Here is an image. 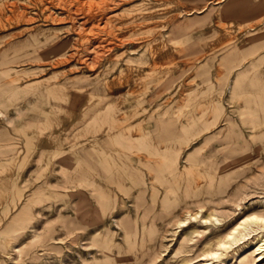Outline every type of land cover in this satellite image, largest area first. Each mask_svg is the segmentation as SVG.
Here are the masks:
<instances>
[{
	"label": "rangeland",
	"instance_id": "1",
	"mask_svg": "<svg viewBox=\"0 0 264 264\" xmlns=\"http://www.w3.org/2000/svg\"><path fill=\"white\" fill-rule=\"evenodd\" d=\"M255 72L264 75V0H0V232L25 207L9 244H0V264H108V226L121 242L119 221L140 224L132 197L108 216L115 133L107 122L135 134L168 119L191 129V113L222 110L218 126L186 152H216L220 165L241 156L247 163L225 175L226 192L198 202L221 220L199 228L192 256L264 209V143L238 111L251 104ZM227 118L256 151L245 155V138L218 132ZM165 227L173 230L162 231V253L151 264H181L182 227ZM244 240L234 244L240 252L249 248Z\"/></svg>",
	"mask_w": 264,
	"mask_h": 264
},
{
	"label": "bare ground",
	"instance_id": "2",
	"mask_svg": "<svg viewBox=\"0 0 264 264\" xmlns=\"http://www.w3.org/2000/svg\"><path fill=\"white\" fill-rule=\"evenodd\" d=\"M246 56L240 57V60H235L237 61L235 65H240ZM236 59H239V57L237 56ZM251 88L253 96L249 108L238 111L243 116L241 119L243 125L253 129L256 128L250 136H254L258 138V141L264 143V75L256 73L251 81ZM109 98L108 112L110 110L112 114L114 113L112 111L114 104L112 101L110 102ZM218 110L201 108L188 115L189 119L192 118L197 121L191 129H188L187 124L183 122L168 119L166 122L158 123L151 129H142V133L135 134L126 130L118 131L120 127L114 126L112 122H107L108 132L115 133L114 136L108 137V216L110 217L111 214L126 207L130 197H132L131 201L135 203V212L141 215L140 224L138 225L129 226L122 220L118 222V225L122 227L121 242L117 240L116 234L108 226V264H151L155 262L162 253L156 247L159 238H162V231L173 230L172 228H166V223L182 227L181 242L176 249L177 254L182 255L181 264H188L197 256H201L199 257V261H201L196 264H264L263 208L245 214L230 227H226V232L216 235L215 239L211 240L212 242H205L199 254L195 256L189 254L192 251L191 241L196 234L201 232L199 228L211 221H215L214 223L218 225L221 220L212 210L207 213L202 212V207L205 204L198 202L202 201L204 197L213 198L219 193L226 192L228 190L226 181H230L226 179L225 175L247 163V160L241 156L235 158L233 165L229 163L220 165L219 162L213 161L216 152L211 151L199 157L186 152L191 141L206 136L218 126L220 117L223 115L221 114L222 110ZM225 120L226 124L218 132H224V135H231L234 138L237 135L243 138L244 129L240 127L235 132L232 130L236 126L233 123L235 121L232 122L230 118ZM115 124L117 123L115 122ZM94 129L97 132V128ZM118 135H122V137L117 138ZM177 136H184L183 140L176 139ZM248 141L250 142V140ZM242 147L245 155L247 151L257 150L246 142V138ZM62 153L64 151L58 152V154ZM62 156L59 157L62 158ZM181 158L185 159L186 164L180 165ZM208 161L216 165L215 169L199 171L197 166L204 168ZM222 167L228 168L220 172L218 168ZM196 169L197 171H195ZM146 196H149V201ZM178 202L180 204L181 202L182 204L188 203L183 206L181 212L173 207V204H178ZM190 202L196 203V206ZM24 209L25 207L19 210L16 219L25 213ZM16 219H12L0 232V234L2 233L0 235L2 246L9 244L12 232L18 228L15 222ZM241 239H246L243 243L245 242L249 248L240 252L237 247H234V244L236 245ZM235 254H238V256ZM233 259L237 260V263Z\"/></svg>",
	"mask_w": 264,
	"mask_h": 264
}]
</instances>
